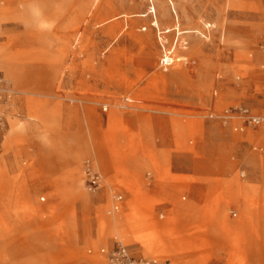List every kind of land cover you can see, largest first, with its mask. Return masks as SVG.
Listing matches in <instances>:
<instances>
[{
  "label": "rangeland",
  "instance_id": "374dc122",
  "mask_svg": "<svg viewBox=\"0 0 264 264\" xmlns=\"http://www.w3.org/2000/svg\"><path fill=\"white\" fill-rule=\"evenodd\" d=\"M262 26L264 0H0V264H264Z\"/></svg>",
  "mask_w": 264,
  "mask_h": 264
},
{
  "label": "built area",
  "instance_id": "2783aa9c",
  "mask_svg": "<svg viewBox=\"0 0 264 264\" xmlns=\"http://www.w3.org/2000/svg\"><path fill=\"white\" fill-rule=\"evenodd\" d=\"M155 9L154 7L151 8L149 13L154 14ZM167 41V39L165 40ZM187 43V42H186ZM184 46V44H183ZM261 50L264 54V42L261 44ZM169 52H164L161 59H160V67L162 70L167 71L169 68L172 67L175 57L174 54ZM4 99L2 94L0 93V136L3 134L4 130L6 129V119H5V111L3 108ZM238 111L240 114L245 118L247 121L254 125H262L264 126V115L261 114H253L250 113L249 109L244 107H239ZM230 110H226V113H229ZM227 117L229 116L226 115ZM86 174L90 180V190L95 191L101 187L102 177L101 175L94 169L91 165L90 161L86 162ZM117 199L121 201L123 199V195L119 194ZM120 209V205L115 206V210ZM101 253L105 259L104 264H160L159 259L150 258L143 255H137L130 246L122 243L121 241H117L114 247L111 249L102 248Z\"/></svg>",
  "mask_w": 264,
  "mask_h": 264
},
{
  "label": "bare ground",
  "instance_id": "6f19581e",
  "mask_svg": "<svg viewBox=\"0 0 264 264\" xmlns=\"http://www.w3.org/2000/svg\"><path fill=\"white\" fill-rule=\"evenodd\" d=\"M264 54H263V56H262V63H261V67H262V69H263V66L262 65H264ZM260 69V68H259ZM261 71V70H260ZM12 98V97H11ZM10 98V99H11ZM91 102V101H90ZM5 108L7 109V116L9 115L8 113V111L9 110H12L13 108H14V106H13V104L11 103V100L10 101H8L7 102V105L5 106ZM37 111L35 110V109H33L32 108V115L35 117V118H39L40 116H39V114L38 113H36ZM112 116V115H111ZM118 119H122V117H117L116 116V120H118ZM191 150V149H190ZM107 167H109V166H106L105 168H104V170H105V172H107ZM108 173V172H107ZM118 176H120L121 177V179H122V181L123 182H125V183H127V184H129L130 186H132V188H131V190H132V194L133 195H135V196H137V195H141L140 194V192H138V190L135 188V185L138 183V181L139 180H141V178H142V176L139 178L138 177V175L137 174H135V173H132V172H129V171H119L118 172ZM159 176H160V178H161V180H164L166 177L167 178H169L170 176L169 175H161V174H159ZM171 178V177H170ZM141 196H143V195H141ZM161 198V197H160ZM164 199V198H163ZM126 205L127 206H129L130 208L131 207H135L136 206V201H135V199H133L131 202H128V203H126ZM124 209V208H123ZM134 211V210H133ZM136 212L134 211V212H131L130 214H128L127 215V218H126V220H129V219H133L134 218V216L136 215L135 214ZM119 223H121V222H119ZM154 258H157V257H154Z\"/></svg>",
  "mask_w": 264,
  "mask_h": 264
},
{
  "label": "crops",
  "instance_id": "0c3cea01",
  "mask_svg": "<svg viewBox=\"0 0 264 264\" xmlns=\"http://www.w3.org/2000/svg\"><path fill=\"white\" fill-rule=\"evenodd\" d=\"M264 30V27L262 26V27H260V30ZM263 56V53L262 52H258V53H256V55L254 56V58H255V60H256V62H257V64H258V62H259V59L261 58ZM264 61V60H263ZM264 63V62H263ZM263 66V68H264V65H262ZM260 75H262L263 77H264V72L263 71H260ZM117 162V161H116ZM118 163V162H117ZM119 164V163H118ZM130 169H138V170H141V171H143L142 169H139V167L137 168V167H131ZM150 257V256H149ZM150 258H154V257H150ZM154 259H158V258H154Z\"/></svg>",
  "mask_w": 264,
  "mask_h": 264
}]
</instances>
